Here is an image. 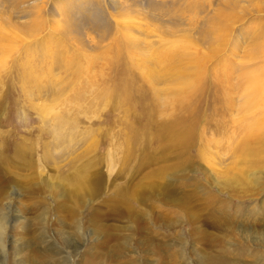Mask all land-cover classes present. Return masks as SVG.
<instances>
[{"label":"rangeland","instance_id":"1","mask_svg":"<svg viewBox=\"0 0 264 264\" xmlns=\"http://www.w3.org/2000/svg\"><path fill=\"white\" fill-rule=\"evenodd\" d=\"M261 91L264 0H0V264L264 233Z\"/></svg>","mask_w":264,"mask_h":264},{"label":"bare ground","instance_id":"2","mask_svg":"<svg viewBox=\"0 0 264 264\" xmlns=\"http://www.w3.org/2000/svg\"><path fill=\"white\" fill-rule=\"evenodd\" d=\"M260 70V69H259ZM261 72V71H260ZM263 73V72H262ZM258 74V73H256ZM261 74V73H260ZM253 74H250L249 76H252ZM249 83H256V81H254V79H249L248 81ZM263 88V87H262ZM248 90L250 92H252V89H249ZM253 93H256L259 97L257 98L256 101L259 102V100L261 102H264V91H261V92H253ZM249 94V93H248ZM255 101V102H256ZM252 107L256 108V110L259 111L258 112H263L264 110L262 109V104H254L252 103ZM264 108V107H263ZM263 117V116H262ZM260 118L256 119L255 122L253 123V125L255 126V133L252 137H259L261 139L264 140V136L261 135L260 133V122H261V119L259 121ZM264 132V131H263ZM256 139V138H255ZM181 204V203H180ZM225 219V218H224ZM261 223H264V216L262 217L261 219ZM219 222V221H217ZM221 222V221H220ZM225 222V220H224ZM249 223V222H248ZM242 227V228H241ZM239 232H238V235L239 237L241 238V242L238 246H235V248H231L233 246H229V245H224V246H221V248L219 249V251H211L209 253H204L201 257L202 259L198 258L197 254L195 253V251H191V255L190 257H197L196 260H198V263L199 264H259V263H262L264 262V253L259 251V249H253V250H250L251 253L250 254H254V259L252 258L251 260L252 261H247V259L245 260L244 258H242V254L245 253L246 251H248V249L250 248H247V245H249V243H252L253 244H259V243H263V240H264V233L260 232V234L258 235H253L250 234V231H249V228L247 226H237L236 227ZM151 241V240H150ZM215 241V240H214ZM149 242V241H147ZM208 244L210 241H207ZM203 243V242H202ZM205 243V242H204ZM147 244V243H146ZM257 244V245H258ZM157 245V244H156ZM245 245V246H243ZM259 246V245H258ZM261 246V245H260ZM146 249V248H145ZM243 249V250H242ZM153 250V253L155 255V253H158V249H151ZM234 250V252H233ZM152 252V251H151ZM179 254V253H177ZM247 254V253H246ZM154 255H151L153 257H155ZM158 255V254H157ZM174 253H170V254H167V261L165 260L166 258L164 257V260L166 261H162L160 263H157L156 260H150L151 263L150 264H173L175 263L174 261ZM245 256V255H244ZM176 257H179V260H180V263L181 264H184L185 263V260H186V256H184V254L180 253L179 256H176ZM248 257V256H247ZM253 257V255H252ZM158 258V257H157ZM251 258V257H250ZM152 259V257H151ZM155 259V258H154ZM244 259V260H242ZM256 259V260H255ZM159 260H160V257H159ZM250 260V259H248ZM62 262V261H61ZM107 263V262H106ZM128 263V262H127ZM56 264H59V262H56ZM85 264H94L93 260H89L87 263ZM114 264H123V263H114ZM132 264V263H130ZM188 264V263H187Z\"/></svg>","mask_w":264,"mask_h":264}]
</instances>
